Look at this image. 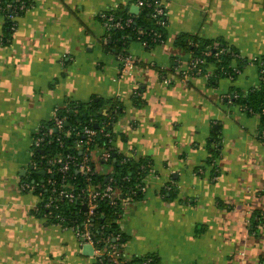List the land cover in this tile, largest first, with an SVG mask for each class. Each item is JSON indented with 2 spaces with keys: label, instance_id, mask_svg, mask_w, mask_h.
Masks as SVG:
<instances>
[{
  "label": "crops",
  "instance_id": "obj_1",
  "mask_svg": "<svg viewBox=\"0 0 264 264\" xmlns=\"http://www.w3.org/2000/svg\"><path fill=\"white\" fill-rule=\"evenodd\" d=\"M136 1L29 0L9 32L0 14V264H93L71 230L33 213L38 195L19 188L38 127L69 101L117 102L115 153L151 165L141 196L120 202L127 257L264 264V226L251 231L255 213L264 216L260 115L229 97L258 85L257 66L214 78L209 65L180 78L192 53L175 44L182 34L222 39L242 57H264V0H164L165 40H130L126 51L137 62L121 73L104 17ZM99 156L96 170L109 172Z\"/></svg>",
  "mask_w": 264,
  "mask_h": 264
},
{
  "label": "trees",
  "instance_id": "obj_2",
  "mask_svg": "<svg viewBox=\"0 0 264 264\" xmlns=\"http://www.w3.org/2000/svg\"><path fill=\"white\" fill-rule=\"evenodd\" d=\"M142 1L143 4L139 7L136 14L131 13L125 6H120L105 13V21L111 15L113 21H120L123 24L122 28L113 26L106 31L108 36L106 46L113 48L116 56L128 54L126 46L130 40L145 41L146 47L162 43L165 40L167 16L164 17L166 21L165 27L157 25V18L152 16V6L146 5L150 0ZM21 2L24 3L25 8L18 11L16 16L30 7L29 0H0V14L4 16V25L8 27L7 32L14 30L16 22L9 19L6 14L12 12L14 7L18 8ZM126 19H131L129 25L124 24ZM156 31L161 36L158 40L154 41L153 36ZM1 41L2 43H6L8 39L3 37ZM175 44L181 48L190 50L192 53V58L187 65L189 66L188 76L197 72L199 74H206V67L211 65L213 71L211 75L208 73V76L214 78L225 76L234 78L246 65H256L259 74L258 85L247 93L235 92L230 94L229 97L230 101L234 100L240 105L242 111L248 114L260 115V125L257 132L260 133L264 130V57H257L255 60L242 57L237 49L227 45L222 39H201L197 36L182 34L177 36ZM232 62L236 64L234 65ZM161 75L163 76L165 73L161 72ZM178 75L182 78V71H179ZM121 110L122 108L115 101H108L106 106L101 101H91L86 104L69 101L65 106L58 107L57 115L65 118L63 129L59 131L54 130L55 127L51 119L41 123L33 139L47 132H52L51 136L47 137L51 141L47 142L44 140L42 147L36 148L33 151L31 164L36 163L39 169H31L28 174L21 177V181L26 179L40 181V179H45L47 176L45 174L41 176L37 172L39 170L48 171L50 169L51 173H48V176H53L52 179L58 181L61 175L53 171L57 165L52 166L49 160L57 157L59 154L70 153L79 161L84 154H88L92 172L88 174L80 173L77 167L72 164L68 172L72 178H66L70 186L74 188V191L86 188L87 185L104 187L110 184L112 196L115 198L117 205L112 206L109 203L110 199L100 200L94 215L90 217L91 227L94 239L98 240V246H102L107 238L111 239V237L119 235L120 238L116 242L120 248L125 243L124 234L119 227V220L123 215L120 202L122 199L130 197L138 199L144 191V189H141V186L144 187V177L152 172L151 165L147 160L125 158L115 153L112 147L114 139L113 124L118 119L119 114L122 112ZM94 124H96V127L93 126ZM84 126L95 130L93 140L88 144H85L86 137L80 133ZM67 131H69V135H66ZM256 136L264 142V137ZM78 141H82V144H78ZM40 150L43 152L41 153ZM104 150L109 151L110 157L108 160L101 158V153ZM94 151L99 152L100 158L98 159V163L111 168L109 172L104 173L96 170V161L92 160ZM214 152L216 153L217 151ZM170 189L171 187L166 190ZM132 191L134 192L132 193ZM34 193L37 194L38 192L35 191ZM119 194H123V197L118 198ZM33 213L39 217H43V214L48 213V209L43 208L39 204L38 209L34 210ZM51 214H60L65 217L64 226L79 223L80 227L81 221L85 219V206H83L80 200H72L65 202L61 208L53 210ZM48 222L51 223L50 221ZM259 225L264 226V216L258 212L255 213V225L253 229L251 228L254 234ZM147 257L152 258L150 264L156 263V257L151 254L132 257L129 261L133 264H142V261Z\"/></svg>",
  "mask_w": 264,
  "mask_h": 264
},
{
  "label": "built area",
  "instance_id": "obj_3",
  "mask_svg": "<svg viewBox=\"0 0 264 264\" xmlns=\"http://www.w3.org/2000/svg\"><path fill=\"white\" fill-rule=\"evenodd\" d=\"M153 3V4H152ZM143 4L142 0L137 1V7H139ZM148 6H152L153 12L152 16L156 17V23L157 25L161 27L166 26V21L164 20V17L166 16V6L164 4V0H150L148 3H146ZM25 8V5L23 2L20 3L18 8L14 7L12 12L9 14H6V16L9 19L14 20L15 16L18 11H21ZM131 23V19H126L125 25H129ZM106 29H109L111 27H119L122 28L123 24L120 23V21H113V17L109 15L105 21ZM161 34L159 32H154L153 40L156 41L160 38ZM144 46L146 45L145 41L141 42ZM118 60L120 61V71L121 73H127L129 70L133 68V66L136 64L137 59L132 56L130 53L123 56H117ZM257 57H253L252 59H256ZM189 66H186L185 69H182V78L188 77V70ZM163 81L167 84H170L171 80L167 78L166 76L163 77ZM57 108L56 107L50 119L53 121V125L55 127L54 130L59 131L62 130L64 127V117H59L57 115ZM38 130V129H37ZM37 132V131H36ZM52 132H47L44 135H40L38 137H35L32 141V147H31V153L33 154L34 149L42 147L43 141L46 140L47 142H50L51 140L47 137L51 136ZM80 133L86 137L85 144H88L90 141L93 140V137L95 135V130L84 126L83 129L80 131ZM66 135H69V131L66 132ZM107 135V134H106ZM257 135L260 137H264V130H262L260 133L257 132ZM46 138V139H45ZM58 140V138H57ZM82 141H78V144H82ZM31 154V155H32ZM110 157L109 151H102L101 158L103 160H108ZM49 163L52 166L57 165L54 168V172L60 173V178L58 181H55L52 179V177L48 176V173H51V170L45 171V176H47L45 179L35 180H24L20 181L19 188L20 190L24 192H35L37 191L38 195V202L36 203L34 210L36 211L38 209V205L40 204L43 208L48 209V213L43 214V217L45 219H48L53 225H57L61 227L62 229L71 230L75 237L78 239L80 244L83 245H90L92 247V257L94 259V264H133L129 260L130 257H127L126 254L123 251V246L121 248L118 246V243L116 242L120 237L119 235H115L114 237H111V239L107 238L105 243L102 246H98V240L94 239V233L92 231L91 227V219L98 207V202L102 199H110L109 203L112 206H116L117 202L115 198L112 196V187L109 185H106L104 187L99 186H90L87 185L86 188H82L78 191H74V188L70 186L69 181L66 177L72 178L69 175V169L71 165L73 164L75 167H77L78 172L80 173H91L92 168L89 164V156L88 154H84V156L81 158V160H77V158L70 154L66 153L64 155L59 154L57 157L49 160ZM32 169H39L37 167L36 163L31 164ZM145 185V184H144ZM144 187L141 186V189H144ZM170 187L167 186L166 189H169ZM134 191H132L133 193ZM72 200H80L81 203H83V206H85V219L82 220L81 225L79 227V223H75L71 226H64L66 218L63 217L60 214L52 215L51 212L53 210H56L58 208H61L62 204L65 202H70ZM152 261V258L147 257L142 261V264H150Z\"/></svg>",
  "mask_w": 264,
  "mask_h": 264
},
{
  "label": "water",
  "instance_id": "obj_4",
  "mask_svg": "<svg viewBox=\"0 0 264 264\" xmlns=\"http://www.w3.org/2000/svg\"><path fill=\"white\" fill-rule=\"evenodd\" d=\"M130 12L136 14L138 12V7L135 5H132L130 7ZM263 115H264V112H263ZM93 126L96 127V124H94ZM40 152L42 153L43 151L40 150ZM31 169H32V166H31ZM23 172L25 173V171H23ZM37 173L41 176H44L45 171L39 170ZM83 252H84V254H92V247L90 245H84L83 246Z\"/></svg>",
  "mask_w": 264,
  "mask_h": 264
},
{
  "label": "rangeland",
  "instance_id": "obj_5",
  "mask_svg": "<svg viewBox=\"0 0 264 264\" xmlns=\"http://www.w3.org/2000/svg\"><path fill=\"white\" fill-rule=\"evenodd\" d=\"M93 264H94V259H93Z\"/></svg>",
  "mask_w": 264,
  "mask_h": 264
}]
</instances>
